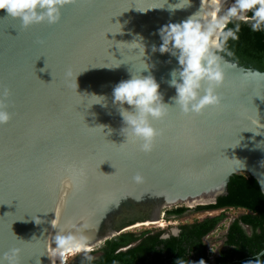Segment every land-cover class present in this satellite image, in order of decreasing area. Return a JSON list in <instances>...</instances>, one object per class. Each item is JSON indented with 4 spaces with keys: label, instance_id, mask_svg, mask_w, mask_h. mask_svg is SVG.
Returning a JSON list of instances; mask_svg holds the SVG:
<instances>
[{
    "label": "water",
    "instance_id": "1",
    "mask_svg": "<svg viewBox=\"0 0 264 264\" xmlns=\"http://www.w3.org/2000/svg\"><path fill=\"white\" fill-rule=\"evenodd\" d=\"M210 2L192 0L171 11L166 0H76L61 9L56 24L27 29L0 10V90H10L12 114L0 125V256L18 248L19 264H67L76 253L63 259L51 254L57 230L51 222L59 217L65 229L86 220L93 250L134 225L102 227L128 198L157 200L149 218L158 220L165 208L214 203L234 174L254 177L264 194V128L254 133L264 127V71L222 54V105L184 115L168 83L178 60L152 51L162 42L163 25L186 20ZM142 60L154 65L149 71L163 102L174 107L153 121L162 135L147 154L126 142L112 95ZM94 95L105 100L95 103ZM69 167L83 172L76 189L61 183ZM137 173L142 183L133 180Z\"/></svg>",
    "mask_w": 264,
    "mask_h": 264
},
{
    "label": "clouds",
    "instance_id": "2",
    "mask_svg": "<svg viewBox=\"0 0 264 264\" xmlns=\"http://www.w3.org/2000/svg\"><path fill=\"white\" fill-rule=\"evenodd\" d=\"M225 2L226 0H211L208 4H201V8L186 20L163 25L158 30L161 44L158 48L152 45L153 52L169 53L178 60L180 67L170 72L168 83L176 89V96L172 98L174 107L178 106L184 115L202 114L206 108L220 107L223 103V97L218 91L226 75L222 53L226 51L229 39H237L240 27L238 23L233 27L228 25L234 21H245L250 23L253 31L264 30V0H232L227 8L223 7ZM73 3L76 0H0V10H4L7 17L19 20L20 26L27 29L45 22L49 25L56 24L61 18V9ZM191 4L192 0H178L175 4H168V8L175 11L190 7ZM248 13H251V17H248ZM137 48L140 57H143L145 46L138 42ZM151 67L154 65L142 60L140 70L132 72L129 79L120 81L112 93L113 103L119 106L124 121L121 133H124L126 142L138 146L139 151L146 154L154 149L157 137L162 135V130L157 129L153 121L162 120L174 108L163 102L160 84L149 71ZM142 71H149V74L142 75ZM9 96L8 88L0 90V125L7 124L12 118L7 110ZM94 96L98 98L95 103L105 100L103 96ZM125 105L130 107L126 108ZM256 119L260 123L259 115ZM260 128L264 127H258V131L252 132L260 134ZM66 173L61 183L72 189L78 188L82 170L69 167ZM133 180L142 183L144 177L137 173ZM51 226L57 229L49 245L52 255L63 259L68 254L83 252L84 259H93L88 254L92 251L93 236L89 234L91 225L86 220L79 224L69 222L67 228L60 229V220L56 217ZM19 252L18 248L10 249L0 256V264H19ZM246 264H264V261L255 257Z\"/></svg>",
    "mask_w": 264,
    "mask_h": 264
},
{
    "label": "trees",
    "instance_id": "3",
    "mask_svg": "<svg viewBox=\"0 0 264 264\" xmlns=\"http://www.w3.org/2000/svg\"><path fill=\"white\" fill-rule=\"evenodd\" d=\"M235 23L240 26L237 39H229L222 54L241 65L264 71V30L253 31L250 23L245 21H234L228 27ZM229 208L243 212L229 223L221 246L210 260L203 237L221 224L226 218L224 210ZM187 209L188 206L180 205L166 213L180 215ZM194 209L224 210L183 224L177 235L167 238L161 237L162 230L123 231L88 253L93 257L91 261L84 259V253L76 254L74 264H246L255 257L264 261V252L259 254L264 249V194L254 177L232 175L226 194L217 197L214 203L197 204ZM138 212L136 215L123 212L116 225L118 229L146 217Z\"/></svg>",
    "mask_w": 264,
    "mask_h": 264
},
{
    "label": "rangeland",
    "instance_id": "4",
    "mask_svg": "<svg viewBox=\"0 0 264 264\" xmlns=\"http://www.w3.org/2000/svg\"><path fill=\"white\" fill-rule=\"evenodd\" d=\"M194 208V206L192 207ZM191 209V208H190ZM226 218L224 219V221L221 223V226L218 227V229L214 232H211L209 234V236L207 238H205L206 242L208 243V249H210V253L211 255H214L218 249V247H220L219 245L222 243V240L224 239V235H225V230L226 227L228 226V224L230 223V221L237 217L238 215H240L243 210L242 209H233V208H229L224 210ZM216 213H218V211H209V212H186L185 214H183L180 218L177 219H158L161 221V223H164L163 227H159L158 224L154 225H149V226H140L137 228H125V230L123 231H131L134 233H139L140 231H142L143 229L147 228V229H152L153 232L159 231V230H163L165 233H169L170 229L169 226H174V225H178L179 223H182L183 221H187V222H193L196 219H201L203 217H205L206 215H215ZM152 218H148L143 220L144 223L145 222H151ZM155 221H157V219H155ZM170 221V222H169ZM140 221L136 222L135 224L139 223ZM171 223V224H168ZM134 224V225H135ZM175 227V226H174ZM207 249V250H208ZM83 253V252H81ZM79 254V253H76ZM76 254L71 258V260L67 263V264H71L73 262V260L75 259Z\"/></svg>",
    "mask_w": 264,
    "mask_h": 264
},
{
    "label": "flooded vegetation",
    "instance_id": "5",
    "mask_svg": "<svg viewBox=\"0 0 264 264\" xmlns=\"http://www.w3.org/2000/svg\"><path fill=\"white\" fill-rule=\"evenodd\" d=\"M131 200V201H129ZM128 201L129 203L125 204L124 206L121 207V209H119V211H115L114 213H110V215L108 216V221L107 223L103 224V228H107V227H110V228H113V229H118V227L116 226L120 220V218L123 216V212H125L124 214H131V215H134L135 212H138V211H141V212H138L140 213L139 215H145L146 217L143 218L146 219V218H149L155 211V208L156 206L158 205V201L155 200L154 198H147L146 200H141L139 201V204L138 203H134L136 201H133L132 199H129L128 198ZM176 207V206H174ZM173 208V207H172ZM168 209H171V208H165L162 210L161 214H160V217L161 218H164V219H177V218H180L183 214H185L186 212H209V211H218L221 212L223 211L224 209H220V210H202V211H195L194 208H189L187 209L186 211H184L182 214L180 215H174V214H167L166 211ZM216 213V214H218ZM122 214V215H121ZM206 216H211V215H206ZM205 216V217H206ZM204 218V217H203ZM202 219V218H201ZM234 219V218H233ZM232 219V220H233ZM231 220V221H232ZM137 221V220H136ZM230 221V222H231ZM170 222V221H169ZM187 223H191V222H187V221H183L182 223H179L178 225H174V226H169V229H170V232L169 233H165L163 230H162V233H161V237L162 238H167L169 237L170 235H177L179 232H180V227L181 225L183 224H187ZM168 224H171V223H168ZM229 225V224H228ZM227 229V227H226ZM212 232V231H211ZM210 232V233H211ZM209 233V234H210ZM225 233H226V230H225ZM209 234H207L206 236L203 237V242L208 246V243L206 242L205 238H207L209 236ZM222 244V243H221ZM221 244L219 246H221ZM215 254L212 255V257H209L210 260H213ZM75 260H73V262L71 264H74Z\"/></svg>",
    "mask_w": 264,
    "mask_h": 264
},
{
    "label": "bare ground",
    "instance_id": "6",
    "mask_svg": "<svg viewBox=\"0 0 264 264\" xmlns=\"http://www.w3.org/2000/svg\"><path fill=\"white\" fill-rule=\"evenodd\" d=\"M200 200H201V199H200ZM156 224H158L159 227H163V226H164V223H161L160 220L155 221L154 219H151V222L149 221V222H145V223H144V221L142 220V221H140L139 223H137V224H135L134 226H132L131 228L133 229V228L140 227V226L156 225ZM128 228H129V227H128ZM80 253H81V252H80Z\"/></svg>",
    "mask_w": 264,
    "mask_h": 264
},
{
    "label": "built area",
    "instance_id": "7",
    "mask_svg": "<svg viewBox=\"0 0 264 264\" xmlns=\"http://www.w3.org/2000/svg\"><path fill=\"white\" fill-rule=\"evenodd\" d=\"M222 222H223V221H222ZM222 222H221V223H222ZM220 225H221V224H220ZM220 225L217 226L212 232L216 231V230L218 229V227H220ZM207 247H208V246H207ZM207 249H208V248H207ZM207 254H208L209 257H212V255H211V253H210V249L207 250Z\"/></svg>",
    "mask_w": 264,
    "mask_h": 264
},
{
    "label": "snow or ice",
    "instance_id": "8",
    "mask_svg": "<svg viewBox=\"0 0 264 264\" xmlns=\"http://www.w3.org/2000/svg\"><path fill=\"white\" fill-rule=\"evenodd\" d=\"M73 4H76V3H73ZM172 111H173V109L170 110L169 114H170ZM117 146H119V145H117Z\"/></svg>",
    "mask_w": 264,
    "mask_h": 264
}]
</instances>
